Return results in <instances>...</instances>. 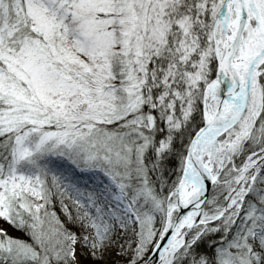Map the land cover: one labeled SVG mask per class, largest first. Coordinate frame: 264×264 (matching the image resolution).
I'll list each match as a JSON object with an SVG mask.
<instances>
[{
	"label": "snow or ice",
	"instance_id": "snow-or-ice-1",
	"mask_svg": "<svg viewBox=\"0 0 264 264\" xmlns=\"http://www.w3.org/2000/svg\"><path fill=\"white\" fill-rule=\"evenodd\" d=\"M0 221V264H264V0H0Z\"/></svg>",
	"mask_w": 264,
	"mask_h": 264
},
{
	"label": "trees",
	"instance_id": "trees-1",
	"mask_svg": "<svg viewBox=\"0 0 264 264\" xmlns=\"http://www.w3.org/2000/svg\"><path fill=\"white\" fill-rule=\"evenodd\" d=\"M1 223L3 224V221H1ZM13 234H15V232L13 231Z\"/></svg>",
	"mask_w": 264,
	"mask_h": 264
},
{
	"label": "rangeland",
	"instance_id": "rangeland-1",
	"mask_svg": "<svg viewBox=\"0 0 264 264\" xmlns=\"http://www.w3.org/2000/svg\"><path fill=\"white\" fill-rule=\"evenodd\" d=\"M0 224H2L1 221H0Z\"/></svg>",
	"mask_w": 264,
	"mask_h": 264
}]
</instances>
